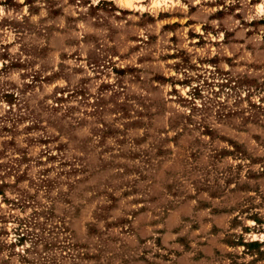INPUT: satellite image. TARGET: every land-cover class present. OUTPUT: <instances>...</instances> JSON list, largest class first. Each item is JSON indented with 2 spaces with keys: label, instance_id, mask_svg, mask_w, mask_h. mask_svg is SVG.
I'll return each instance as SVG.
<instances>
[{
  "label": "rangeland",
  "instance_id": "1",
  "mask_svg": "<svg viewBox=\"0 0 264 264\" xmlns=\"http://www.w3.org/2000/svg\"><path fill=\"white\" fill-rule=\"evenodd\" d=\"M116 1L0 0V264H264V0Z\"/></svg>",
  "mask_w": 264,
  "mask_h": 264
},
{
  "label": "crops",
  "instance_id": "2",
  "mask_svg": "<svg viewBox=\"0 0 264 264\" xmlns=\"http://www.w3.org/2000/svg\"><path fill=\"white\" fill-rule=\"evenodd\" d=\"M115 1H116V0H115ZM117 1H118V0H117ZM117 1H116V2H117ZM121 2H124V3H125V0H120V3H121ZM121 4H122V3H121ZM116 5H117L119 8H121V9H123V10H126V8H124V7L120 6V5H118L117 3H116Z\"/></svg>",
  "mask_w": 264,
  "mask_h": 264
},
{
  "label": "bare ground",
  "instance_id": "3",
  "mask_svg": "<svg viewBox=\"0 0 264 264\" xmlns=\"http://www.w3.org/2000/svg\"><path fill=\"white\" fill-rule=\"evenodd\" d=\"M125 3H126L128 6H131V5H132V0H125Z\"/></svg>",
  "mask_w": 264,
  "mask_h": 264
}]
</instances>
